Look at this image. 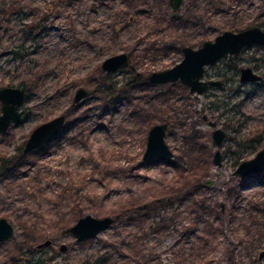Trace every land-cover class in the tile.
Wrapping results in <instances>:
<instances>
[{
	"label": "rangeland",
	"instance_id": "rangeland-1",
	"mask_svg": "<svg viewBox=\"0 0 264 264\" xmlns=\"http://www.w3.org/2000/svg\"><path fill=\"white\" fill-rule=\"evenodd\" d=\"M252 25L264 30L263 0H183L178 12L168 0H0V89L26 93L22 119L0 133V218L14 229L0 264H264V172L233 176L264 149V81L241 84L235 69L197 95L147 79L186 44ZM119 54L126 67L104 72ZM227 64L264 76V45ZM80 89L90 95L74 103ZM61 115L68 128L54 145L19 154ZM209 122L226 133L221 167ZM157 124L173 158L146 163ZM127 206L137 211L119 215ZM86 215L114 223L77 243L66 230Z\"/></svg>",
	"mask_w": 264,
	"mask_h": 264
},
{
	"label": "water",
	"instance_id": "water-1",
	"mask_svg": "<svg viewBox=\"0 0 264 264\" xmlns=\"http://www.w3.org/2000/svg\"><path fill=\"white\" fill-rule=\"evenodd\" d=\"M264 1V0H263ZM183 0H168L172 11L177 12L182 6ZM253 44L264 45V31L259 28L247 29L238 33L225 31L216 36L213 41H205L199 48L184 47L181 49L182 60L172 68L153 72L148 76V82L154 85L179 82L189 89L190 93L202 95L208 85L220 86L218 82H203L202 76L207 66L214 65L221 58L228 55H238L245 47ZM128 58L126 54H119L104 60L101 69L112 74L126 67ZM259 78L253 75L249 69H245L240 78L241 82L257 81ZM90 93L80 89L74 95V103H78L89 97ZM26 101V93L22 88L6 87L0 89V133H5L12 125L20 122L24 112L22 106ZM205 119V118H204ZM66 126V117L58 116L36 127L26 140L22 154H28L34 150L54 142L63 133ZM213 132L212 144L215 146L213 164L221 167L222 155L220 152L226 133L216 127L215 123L209 122ZM167 124H157L150 128L142 160L146 163L152 161L168 162L173 158V152L165 142ZM264 172V149L259 150L254 157L238 164L233 176L244 179L250 175ZM206 180L205 185L210 184ZM114 219L111 217L94 218L90 215L79 218L76 223L66 230L77 243L97 239L98 235L111 226ZM14 229L4 218H0V243L6 242L13 237ZM50 241L37 246L38 249L47 247ZM61 251L65 246H61Z\"/></svg>",
	"mask_w": 264,
	"mask_h": 264
},
{
	"label": "flooded vegetation",
	"instance_id": "flooded-vegetation-1",
	"mask_svg": "<svg viewBox=\"0 0 264 264\" xmlns=\"http://www.w3.org/2000/svg\"><path fill=\"white\" fill-rule=\"evenodd\" d=\"M168 5H169V3H168ZM182 5H183V2H182ZM171 8V7H170ZM181 8H182V6H181ZM180 8V9H181ZM172 10V9H171ZM174 12V11H173ZM178 12V11H177ZM252 28H259L258 26H249V27H247V28H244V29H241V30H238V31H236V32H234V33H238V32H241V31H244V30H247V29H252ZM260 30H262L261 28H259ZM262 31H264V30H262ZM204 43V42H203ZM202 43V44H203ZM188 44H190V43H188ZM188 44H186V46H183L182 48H184V47H188L187 45ZM201 44V45H202ZM254 45V44H253ZM252 46V45H251ZM250 47V46H249ZM181 48V49H182ZM246 48H248V47H245L244 49H246ZM193 49V48H192ZM243 49V50H244ZM243 50L241 51V52H243ZM240 52V53H241ZM240 53L238 54V55H228L227 57H224V58H221L219 61H217L214 65H212V66H207V67H205V69H204V73H203V76H202V81L203 82H205V83H207V82H218L219 84H220V86L219 87H221V86H223L224 84H225V82H226V72L227 71H232V70H237L238 71V80H239V82L241 83V84H250V83H252V84H254V83H261V82H263L264 81V76H260V75H258V74H256V73H254V70L252 69V68H250V67H239V69H238V67H235V66H233L232 64H227V65H225V66H223L222 64H223V62H225V61H233L234 59H236L239 55H240ZM222 68H223V70H222ZM215 70V75H216V77L218 76V77H220V80H218V79H209V78H207L206 77V73H207V70ZM245 69H249L251 72H252V74L253 75H256L259 79L257 80V81H254V82H252V81H245V82H241L240 81V78H241V76H242V73L244 72V70ZM217 77V78H218ZM213 87H217V86H211V85H208V87H207V89L205 90V92L203 93V94H205L210 88H213ZM202 94V95H203ZM205 118V117H204ZM205 120V119H204ZM67 128H68V124H66V126H65V129H64V131H63V133L62 134H60L57 138H58V140L60 139V137L61 136H63V134L65 133V131L67 130ZM224 131V130H223ZM212 134V133H211ZM42 148V147H41ZM40 148V149H41ZM37 150H39V149H37Z\"/></svg>",
	"mask_w": 264,
	"mask_h": 264
},
{
	"label": "trees",
	"instance_id": "trees-1",
	"mask_svg": "<svg viewBox=\"0 0 264 264\" xmlns=\"http://www.w3.org/2000/svg\"><path fill=\"white\" fill-rule=\"evenodd\" d=\"M147 83H148V82H147ZM130 84H131V82H127L125 86H129ZM105 91H106L108 94H112V92H114L113 89H111V90H105ZM61 134H62V133H61ZM58 138H59V137H58ZM58 138H57L54 142H52V143H50V144H48V145L43 146L41 149H39V150H34L32 153L35 154V155H38V154L42 153L43 151H45V150H47L48 148H50V146L54 145V144L56 143V141L58 140ZM19 152H20L19 154L22 155V150H21V149H19ZM15 159H16V158H15ZM12 165H14L13 169H16V168H15L16 164H13V162H12ZM16 167H17V166H16ZM195 172H196V171H195ZM203 173H204V171H202V174H199V177H198V178H195V180H196L195 183L198 184L200 181H202V178L205 177V175H203ZM192 175H194V173H193ZM134 211H137V210L133 209L132 206L123 207L122 210L119 212V213H120L119 215H123V214L128 215L130 212H134Z\"/></svg>",
	"mask_w": 264,
	"mask_h": 264
}]
</instances>
